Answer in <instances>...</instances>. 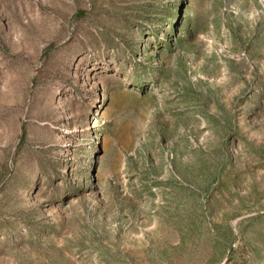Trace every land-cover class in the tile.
Instances as JSON below:
<instances>
[{
	"label": "rangeland",
	"instance_id": "1",
	"mask_svg": "<svg viewBox=\"0 0 264 264\" xmlns=\"http://www.w3.org/2000/svg\"><path fill=\"white\" fill-rule=\"evenodd\" d=\"M0 264H264V0H0Z\"/></svg>",
	"mask_w": 264,
	"mask_h": 264
}]
</instances>
